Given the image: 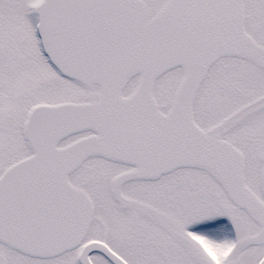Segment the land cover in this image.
Instances as JSON below:
<instances>
[{
    "label": "snow or ice",
    "instance_id": "snow-or-ice-1",
    "mask_svg": "<svg viewBox=\"0 0 264 264\" xmlns=\"http://www.w3.org/2000/svg\"><path fill=\"white\" fill-rule=\"evenodd\" d=\"M0 264H264V0H0Z\"/></svg>",
    "mask_w": 264,
    "mask_h": 264
}]
</instances>
